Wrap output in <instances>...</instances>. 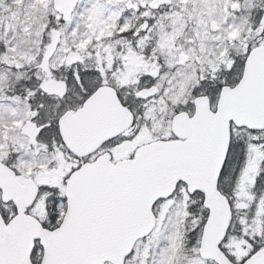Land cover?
Returning <instances> with one entry per match:
<instances>
[{"label":"snow or ice","instance_id":"6c2138e0","mask_svg":"<svg viewBox=\"0 0 264 264\" xmlns=\"http://www.w3.org/2000/svg\"><path fill=\"white\" fill-rule=\"evenodd\" d=\"M0 264H264V0H0Z\"/></svg>","mask_w":264,"mask_h":264}]
</instances>
